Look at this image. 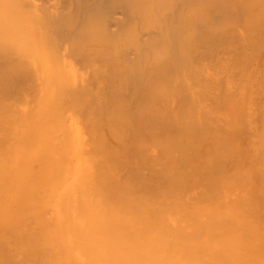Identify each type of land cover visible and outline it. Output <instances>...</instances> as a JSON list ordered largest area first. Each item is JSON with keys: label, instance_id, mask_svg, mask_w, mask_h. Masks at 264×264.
Returning a JSON list of instances; mask_svg holds the SVG:
<instances>
[{"label": "bare ground", "instance_id": "bare-ground-1", "mask_svg": "<svg viewBox=\"0 0 264 264\" xmlns=\"http://www.w3.org/2000/svg\"><path fill=\"white\" fill-rule=\"evenodd\" d=\"M253 25H257V27H259V29L262 32H264V0H0V59L4 60V62L6 61L4 65L6 64L8 65L7 69L9 71L11 68H14L12 65H10L11 59L15 56L13 55L14 53L17 54L16 56L19 55L21 57H23L22 56L23 54L24 56L25 54L26 56L30 54L27 57L28 58L30 57L31 60L27 61L29 62L27 65L33 70H36L38 66H42L43 68V65L48 64V62L51 61L53 62V60L55 64L57 60L58 63H61V61L66 63L67 60L70 59L71 60L73 59L81 63L82 65L84 64L83 68L82 65H80L81 70L80 69L77 70L79 66H77L78 67L77 69L75 67L74 68L69 67L70 69L67 68L69 69V71L68 70L67 71L72 75V79H71L72 81L69 90H64V92L66 91V95H68V97L71 95L73 98L72 100H74V102H72L70 98L69 101L65 100L64 102H68L67 104H69V102L71 101L73 103L72 107L74 109L78 108L79 110V109H83L84 105L87 103L86 100L89 99V104H91L88 105V107L89 106L91 107L87 110L89 112V110L92 109L93 107L92 106L93 102L91 101V98L92 100L94 98L89 96L88 98H86V94L87 95L90 94L89 89L92 88L91 90L92 92L94 90L93 87L96 89V92L93 91L94 94H92V96L94 95L95 98H98V95L102 97L101 96L103 95V93H101L102 91L104 92L105 98L108 95L112 100V102L113 101L114 102L112 103L111 101H108L109 97L107 98V101L111 102L112 104H115V102L121 101L122 100L121 98H123L124 95H125L124 97L125 100L127 96L133 98L136 92L138 93L142 91L140 90L142 87L144 89L146 87L147 90H150L148 94L152 92V90H156V88L160 89V87L161 88L164 87L161 84V82L159 84L158 81L159 80L162 81V79L165 78V76L167 78L165 80L163 79L164 80L163 83L165 82L164 85L166 87L168 86V88L169 87L176 88V86L185 85L187 83V78L189 75L188 64H187L188 61L187 59L189 57L188 55H191L197 49L196 46L199 45V43L197 44V41L207 42L206 40H208L210 42V40H215L214 42L217 43L216 42L217 37L218 39H220L221 36H227L232 39L236 38L234 43L237 45L239 44L238 47L241 48L240 55L242 54L243 56L242 64L245 62L247 63L248 60L246 61L244 59V56L246 55L247 49L250 48V36H251L250 30L252 29L251 27ZM234 32H235V37L231 35ZM261 35L262 34L259 31V37ZM214 42L212 41L213 44ZM262 42L259 43L258 41L259 44H261ZM225 44L228 45V47L225 46V48H228L229 50L232 47L233 43L231 44V47L229 46L230 42L229 43L225 42ZM204 45L206 48L207 44ZM17 46L19 48H17ZM200 46L202 47L203 45ZM233 46L235 47V45ZM262 47L259 46V49ZM20 48L21 51L18 50ZM213 48L214 47L212 46V49ZM218 48L221 50L220 47ZM233 48H231V50H234ZM251 48H255V47H251ZM191 49H193V52ZM219 49L217 50L220 51ZM202 50L204 51L203 48ZM189 51L191 54H188ZM221 51L224 52L225 49L224 51L223 50ZM206 52L204 55L205 57H207ZM222 52L221 54H223ZM224 53L227 54L226 51ZM234 53L232 55H234ZM210 54H212V52ZM193 55L196 56L195 54ZM262 55H264V53H262ZM204 56L202 55L199 58L201 57L205 58ZM222 56H225V54ZM228 56L230 57L227 58L222 57V58H225L224 60H228L229 58L228 61H230L231 58L234 59L231 56V54H229ZM19 58L17 60H19ZM199 58L197 59L199 60ZM211 58L213 60V57ZM191 59L189 58V60ZM206 59L209 58L207 57ZM237 59H239V57ZM14 60L16 61V59ZM218 60L216 61L217 64L220 61ZM259 61H262L260 63H262L261 65H264V59ZM222 62L223 61H221L220 64H223ZM23 63L21 64V66L24 65ZM231 64H233V61L227 65L229 66ZM224 65H226V63L223 64L222 66L223 68ZM215 66L217 67V71L215 70L216 68L213 66L214 70L218 72L219 71L218 68L220 67H218V65ZM243 66H245V64ZM54 67L57 68L56 66ZM60 67H64V63L63 65L61 63ZM213 67H212V71H213ZM192 68L197 69L195 67H191V69ZM223 68H221V70ZM258 68H257V72H258ZM261 69L259 70L258 74L260 73ZM235 70H237V68H235ZM3 71L5 72V70H2L1 72ZM198 71H200V69H198ZM223 71L225 74L229 70L226 71L224 68ZM230 71H229L230 73H227L226 75L232 74L234 69L231 70L230 67ZM254 72H256V70ZM62 73H60L59 75H61ZM18 74L19 73H17V76L15 77H17V79L20 78L19 81L21 79L23 80L24 77L22 78L20 76L18 78L19 76ZM160 74H164V77L160 76ZM39 75L40 78H42V76L46 78L47 76L44 75V72L43 75L42 73H39ZM226 75H224V77H226ZM238 75L240 82L237 85V87L235 86L234 89L230 90V88H232V85L235 84L234 82L235 80L233 81L232 79V81H229L228 80L229 75H228L227 81H229V83L230 82L232 83L234 82V83L233 84L230 83L231 84L230 86V84L227 85L228 82L226 81L227 82L226 90L228 89L227 92L228 95L225 92L224 94L222 90V93L224 94L221 97L222 101L223 102L227 101L229 105H233L234 107V111L231 112L232 116L230 115L227 116L228 120L224 121L225 128L223 129V127H220L224 131L226 129L225 132L226 136H223L221 132L220 133L217 132L219 134H217L216 132L212 134V131L209 132L210 129H208L207 132L211 134L210 135L211 137L207 136L208 135L207 134L204 136L205 138L204 137L202 138L201 141L199 140L201 138H198V141H200L201 144V142L203 141H204L203 143H205L206 138L209 137L207 139L208 145L207 143L206 145L201 144L203 146L204 145L207 146V148L205 146H204L205 148L203 147L205 152H203V150L200 148L198 141H196L197 144L195 143L194 138L196 137L194 134V135H190V137L188 136L189 138L188 137L184 138L185 141H188L191 139V136H193L192 137L193 139L190 140L191 142L190 141L185 142L184 139H182L183 137H181V140L180 139L175 140V144L176 142L180 144L179 145L176 144V146L175 144L171 145L172 148L174 147V150H171L172 148L170 149L171 151L168 150L170 147L167 149V147L170 145L166 144L168 142L165 138L166 141L164 140L165 142L164 144H166L167 146L164 147H166L165 149L168 150V151L166 150V154H165L164 147L160 148L161 145H164L162 144L163 142H161L163 141V139H159L160 137L158 133H157L158 135L156 136L155 133L157 131H155L154 126L156 128L158 127L157 129H159L160 121L161 119H163L162 116H164V120L167 119L165 115L163 114L161 115V112H163L161 111L162 106L164 108L163 110L165 111L166 115L167 114L169 115V112L173 111L169 109L171 105L170 100L172 99L166 98L164 102L162 101L163 102L162 106H160L159 103L158 105L160 106L161 110L158 109L157 111V108L155 110V106L153 105L154 103L152 102L155 99L151 93L150 95L152 96V98L150 97V95L148 96V94H146L147 93L146 89L145 90L143 89L142 94H137L138 96L140 95L139 97H141L142 95L143 97L139 98L137 95L136 96L138 98L136 96L134 97L137 99V101L138 99H141L142 101L143 100L142 98L146 100V96L144 95V92L146 91L145 94L147 95L148 98H150L149 99L150 101L147 99L148 100L147 102L149 104L150 102L152 103L150 104L151 106L150 105L148 106V103L146 105L143 104L146 103V101L143 100L142 102H140L139 100L140 104L137 103V105H142V106L139 107L136 105L134 107V108L137 107L136 113L137 114L140 113L138 114L140 116L137 115L139 117L138 118L139 120L137 119V122L132 121L134 124L133 127H136L137 130L134 128L132 129V122H130L128 114H127L128 118L125 117L126 118L125 120L123 119L124 115L122 117L121 114L120 115L118 114L119 108L117 109V113H116V115L117 114L119 115V116L117 115L118 117L115 115V112L112 113L109 112L112 114L110 117L107 116L108 113L107 110H106V115L103 112L104 113L103 116L104 117L107 116L104 118L103 121H102L103 118L101 116L100 117L102 119L98 118L99 119L98 120L96 118V116H98L99 113L97 115L95 114L96 116L94 115L96 118L95 120H93L94 117L93 118L82 117L81 114H83L84 116V112L81 110L83 113L77 112L79 114H76L75 119L77 120L78 124L83 125L80 126L82 131L78 127L79 126L78 124H77L78 131L77 132H75L76 130L73 131L75 127L71 123L72 127L74 128L71 131L76 133L75 135H72L75 137V139L73 140L71 139L72 143L74 142L73 144H75V149H76V152L74 151L75 153L73 154L74 156L71 157L70 155H68L69 154L68 152L72 148V144L70 142H69L71 145L70 149H69L70 146L69 144H67L64 147L66 148L69 145L68 146L69 150L62 148L63 146H61L63 145L64 142L65 143L67 142L65 141L66 134L62 133L64 130L63 128H62L63 129L62 132L60 133L63 134L62 137H60V134L58 136V134H54L53 132L47 133L46 132L47 128L46 127L44 128L45 129L44 136L41 137L39 136L40 139L37 142V144L41 146V148H39L41 150H39L38 156L35 155L37 153H34V155L32 154L34 157L28 158L27 156L29 155L25 154V152H23V150L20 149L22 147L19 148V152L16 151V149L12 150V148H10L11 151L9 150V160H8L9 162L4 161V163L5 162L8 163H5L6 165H2V166L1 164L3 162L2 163L0 162V264H264V164H262L264 163L262 162L264 161V158H262V156L264 155L262 156L260 155L261 153H264V151H262L264 150V148L260 147V146H264V142H262V145L257 144V146L259 147H256L258 148L256 150L257 154L258 152L261 151L256 158L258 159V157L261 156L262 160L261 158H259L260 160L258 159V161H254L255 159L253 158L255 156L254 141H248L249 139H247L248 142L246 144L248 147L246 146L240 147L239 145H235L236 144L235 141L237 140L235 141L232 140V138L233 139L236 138L235 136L236 133L238 138V132H240V130L242 132L243 129L241 128L245 127V125L242 126L241 122L239 121L244 115L240 117L242 114L239 115V111L236 110V107L241 102L240 100L242 98V94L245 91V90L242 91L243 89L242 81L244 82L247 80V78L250 76V72L249 71L245 72L244 70L242 71V73ZM26 76L27 75H25V77ZM158 76H160L159 78L162 77V79L159 80L157 79L154 81L155 77ZM8 77L6 76L5 78ZM68 78L70 79V76H68ZM207 79H209L208 76ZM49 80L47 78L48 82H52V79L49 78ZM11 81L14 83L15 80L14 81L11 80ZM55 81L57 82L58 79ZM63 81L65 80H62V82ZM217 81L219 80L217 79ZM222 81L225 82L224 80ZM12 82L10 84H12ZM196 82L203 86V83H200L199 81ZM214 82H212L213 85ZM64 84L69 85V81L67 82L65 81ZM199 84L197 85L199 86ZM5 86L7 85L5 84ZM139 86L141 87L139 89L140 91L138 90ZM257 86L259 87V85ZM7 88L9 89V87ZM10 88L13 87L11 86ZM65 88H67V86H65ZM211 89H213V86ZM211 89L206 88V90H211ZM98 91L101 94L100 93L98 94ZM105 91L107 95L105 94ZM165 91L166 90H164V93ZM184 91L188 92L186 89ZM121 92L124 95L121 94ZM156 92L154 91L152 93H156ZM157 93H158L157 95L155 94L154 95L155 96L160 95L162 93V90L160 89V92ZM189 93L193 98L194 94L191 91L188 92L187 94L189 95ZM66 95L64 96L63 94L65 98L67 97ZM54 96H56L55 93ZM214 96H213L214 101L220 102L219 101L220 97H218L219 95L216 97L217 100H215ZM189 97L190 96H188V98ZM105 98H103V101H106ZM134 98L133 101H136ZM42 101L45 102V100L43 99ZM93 101L96 102L95 100ZM103 101L100 102L99 99V102L102 104ZM108 102L107 103L105 102L106 106ZM50 103L52 104V102ZM56 103H59V101H57ZM105 103L103 104L104 106ZM187 104L189 105V103ZM96 105L99 106L98 108L101 107L99 103ZM109 105L110 104H108L107 106L108 110L110 108ZM152 105L153 108H151ZM177 105H179V103ZM190 106L191 104L188 106V108H190ZM214 106H219V104ZM51 107L53 106L51 105ZM122 107L124 108L123 105ZM138 107L141 110L142 107L143 110L144 107L146 108L145 109L146 113L142 111L144 114H146V116H144V114L141 112V110L138 109ZM32 108L30 107V109ZM58 108L59 110H61L59 105ZM30 109L29 112L31 111ZM50 109L51 108H49V110ZM68 109L70 108H67V110ZM100 109H101L100 111H102L103 107ZM176 109H179V107H177ZM111 110H114V108ZM150 110L153 111V113ZM53 112H55V109ZM156 112L157 114L159 113L161 115V119L159 115L158 117L155 116ZM244 112L246 113L247 111L244 110L243 113ZM14 113L12 112L11 114ZM86 114L88 115L87 112ZM251 114L253 115L252 112ZM72 115L74 116V113H72ZM148 115H150L149 117L151 120H152V116H154L153 119L154 123L151 121V124L149 126V123L143 124V122H139L140 127L142 129H144V127L147 128V126L150 127V129L148 128L150 135L147 134V130H145L146 129L145 128L142 132L145 131L144 134L146 133L147 135L145 134L143 136L142 132H140V129L138 130V128H140L138 127L139 126L138 121L145 122L146 120L149 119ZM247 115L249 116V114ZM61 116L63 117V115ZM89 116L91 115L89 114ZM141 116L143 120L141 119ZM44 117L46 119V116ZM144 117L145 118L148 117V118L144 120ZM156 117L159 118L158 119L159 121H156L155 123L154 120L156 119ZM170 117L168 118V120L169 119L172 120V118ZM54 118H57V116ZM45 119L43 118L42 120ZM217 119L218 118H216V120ZM17 120L19 121L18 118ZM122 120L124 121V124H126V128L130 129L127 132V136L131 135V139H133L134 137L136 138V136L140 134L139 136H142V139L140 137L141 140L140 143L142 144L139 145L137 142H134V144H132L131 140L128 141L127 137H126L127 140L125 139L127 144H125L126 142L123 141L124 138L122 139L118 134H116L118 128H119V132L120 130L122 131L125 128L124 125L121 126L120 124L122 123ZM192 120L194 124L196 120L195 121L194 119ZM75 121L72 122L76 123ZM119 121L120 123H118ZM16 122L14 123L11 122V123L15 124ZM113 122L117 123L118 125L116 131ZM237 122H239V124ZM58 123L55 122L54 124H58ZM26 124L27 123L23 124V127L24 125L26 126ZM45 124H48V122L47 123L45 122L43 126H45ZM157 124L159 126H157ZM163 124L164 126H167L165 123ZM50 125L53 124L49 123L48 126L50 127ZM66 125L69 126V131H70V128L72 127H70V125L68 124H65L64 122V126ZM2 126H4V124ZM57 126L63 127L60 124ZM152 126L154 130L151 128ZM82 127H84L85 131H83L84 129ZM103 127L104 128L106 127L107 128V129L105 128L106 131H108L109 135L112 136L113 138L112 141L111 139H109L112 143L110 141L108 142L107 139L108 137L106 136ZM170 127L171 126H168L169 131L167 130L169 133L172 130L170 129ZM197 127H198V123H197ZM200 129L202 130V128ZM24 130L22 129V132L23 133L26 132L25 135L31 133L26 131V129ZM58 130L56 132H59ZM133 130H135L134 131L135 133L133 132ZM14 131L15 130H13L12 132L14 133ZM69 131L67 132L65 130L64 132L71 133ZM136 131H137V135H135ZM1 132L3 134V130ZM196 132L198 133V131ZM163 133L165 134V131ZM229 133H232L233 135L230 134L229 136ZM256 133L255 135L257 137ZM133 134L135 136L132 138ZM184 134L187 135V133ZM260 135H262V133H260ZM29 136L31 135L29 134L28 137ZM72 136H69L68 134L66 137H72ZM148 136L153 137L155 141V144L153 143V141L152 142L150 141L153 144L149 143V146L156 145L155 150L156 149L158 150L159 148L160 150L162 149L161 151H163L164 149V154L167 155V157L169 156L168 161L167 160H166L167 162L164 161L166 163L161 161L163 163L160 162L161 164L159 165L158 164L159 162H157V159L162 157L161 155L158 156L160 150L156 151L158 152V154L155 153L157 157L154 156V154L153 155L151 154L152 157L150 156V154H148V156L151 157V161H152V162L150 161V163L147 162L148 157L146 155L142 157L143 161L142 159L141 160L139 159L141 158L143 152H140L138 149L140 148L142 149V146L146 147V144L144 143V141L142 142V140H144L145 137ZM155 136L156 138L157 137L158 138L155 139L154 138ZM200 136L202 135L200 134ZM225 137L231 138L232 140L231 142L232 143L234 142V145L230 142L231 145L229 144L230 145L229 146L227 143V139L226 142L223 143L222 140H224ZM16 138H18L17 140H20L18 136ZM115 138L117 139L115 140ZM119 138L120 141L118 140ZM151 139L152 138L149 139L148 137V140ZM219 139L221 140L218 141ZM260 139L262 140L264 138H260ZM5 140H7V138ZM113 140L114 141L118 140L120 144H118L119 143L118 142L116 145H114ZM179 141H181L182 143ZM260 141L258 142L261 143ZM128 142L129 143L131 142L130 145ZM159 142L161 143V145ZM251 142H254L253 143L254 148L252 146V149H251V144H252ZM258 142L256 141V143ZM188 143L190 146L194 143V145L191 146L192 148L188 145ZM222 143L228 147L222 145ZM10 144L8 146L12 145ZM182 144H184V146L187 145V147H184ZM219 144H221L224 148L226 147L225 149L222 150L223 147L220 145V147L222 148L219 150L221 153L223 152L222 154H220V152L216 150V147H219ZM126 145L128 147L127 154L122 150V149L125 150L127 148ZM157 145L159 147H157ZM181 145H182L181 148L182 151L179 150ZM242 145L244 146L245 144ZM4 146L5 145L2 144L0 147L2 148ZM132 146H134L135 152L137 151L136 156L138 154H141L140 156L138 155L139 157H137V159H139L138 163L140 161L139 163L140 168H142V166L144 167V164L142 165V163L144 162L145 164L148 163L147 165L151 163L155 165L156 162V165H159V167L161 166V168L159 169L160 171L161 169L162 170L164 169L161 175H160V171L156 173L157 172L156 170H152V168L157 169V167L154 168L152 164L150 165V167L145 165L144 169L147 168V172L148 169L150 171L146 174L152 175V173L155 171L154 173H156V176L160 175V177H162L163 179L157 178L154 174V176L157 179H159V182L155 183L152 177L147 178L146 176H141L142 174L141 171H140L141 174L139 175L137 166H132L133 165V164L131 165L132 162H130L131 167H128L129 164L128 165L123 164L124 162H127L124 161L125 154H126V159L131 158L127 156L128 154L131 153V149L129 150V147L131 148ZM196 146L200 148L203 153H205L203 157L200 156L199 160H202L201 157L203 158V160L205 159L208 160H205L206 163L205 161H203L204 163L202 162L203 164L201 163L205 171L203 169L201 171V166L198 165V168L200 169L198 170V168H194L197 169L198 171H196L197 173L196 172L193 173L200 175L201 172L203 173L207 172L206 173L207 175L208 171H206V167L204 168V166H207V168L209 166L210 167L209 169H211V175L214 174L218 176L219 175L224 176V174H219V171L216 174L215 173L216 171H214L215 170L214 167L215 166L222 167V163H224L226 160L227 161L231 160L233 164L235 162V164L240 163L241 165L236 166L233 172H230L231 174L229 175H228V171H229L228 169H227L228 171L226 169L222 171L225 173L227 172L226 173L227 175H225L226 177L222 176V178H220L216 176L215 183H212L213 185L210 184L211 183L210 181L213 179L209 180L207 178L209 181L208 182L209 188L210 186L214 188V184H215L216 191H210L211 188L209 189L208 187H206L208 191L201 190L200 193L198 191L197 193L199 195L196 193L197 194L195 195L196 198L195 196L194 197L192 196L191 199H189L188 197V199L182 200L175 194L176 191H174V193L171 192L173 191L172 187L174 185H178V182L180 181L182 182V180L174 179V177L177 178L180 177V179L184 178L182 184L179 183L178 185V186L181 185L180 186L181 188L180 187L178 188L177 186L178 190L181 189L186 190L185 187L188 184H186L187 181L185 182L186 179L185 176L182 175V173L180 174L178 173L179 172L178 171L176 174L177 167H173L171 162L174 163L175 161V163L178 164L179 160L183 159L182 162L180 161L181 167L184 166L185 163H186L185 165H187L188 163L185 162L184 159L186 160V153L189 150L188 148L190 147L192 151H195L197 149ZM177 147L179 149H177ZM5 148L7 150V146ZM118 148H120L122 151H118L119 150ZM208 148H210L209 150L212 152L215 150L218 151L217 153H215V158L219 157L220 155V158L218 159L219 165L216 159L212 160L214 158H212L213 156L210 155V152H207L210 157L206 153V150L209 151ZM63 149L66 150V152L67 151L68 152L67 153L63 152ZM2 150H4V148ZM183 150H186L185 156L181 155L182 156L181 157L178 153H176L177 151L179 153L182 152L181 154H184ZM173 151H175V153L177 154L176 156L175 154H173V156L178 157V159L171 156ZM192 151L190 152L192 153ZM199 151L197 149V152ZM56 152H58L57 155ZM253 152L254 154H252ZM64 153L65 156L66 154L68 155L69 159L66 156L68 160L66 158L65 159L61 158V157L64 158V156H61ZM167 153L170 155H168ZM5 154L6 152L4 153V156ZM18 155H20L21 157ZM131 155L132 154H130V156ZM189 155L187 153V156L191 159L190 157L191 155L190 156ZM4 156L1 158H5ZM197 156L199 155L196 154L195 156L194 154L192 158L194 160L196 159L198 160V158L196 159L194 158ZM171 157L172 159L173 158L174 159L172 160ZM169 158L172 161H169L170 160ZM193 159L192 160L188 159V162L193 161ZM221 159L225 161L222 162ZM159 160H163V159L161 158ZM208 161H210V163H213V166L208 165L207 164ZM214 161H215V165H214ZM259 161H261L262 163ZM182 163L184 164L182 165ZM256 163L258 164V166L256 165ZM124 165H126L128 168L127 170L124 168L125 173L121 174L122 169L120 170V168L126 167ZM167 165L169 168L172 167L175 172L174 171H173L174 173L171 172L170 171L171 169L166 167ZM184 167L183 169L185 170ZM189 167L191 168V165ZM168 169L170 172L168 171ZM191 172H189L190 176L188 175L189 173L186 174V172H184L183 174L187 175L188 177H191ZM124 174L126 175L125 177H123ZM168 175L169 178L167 179ZM200 178L201 177H199L197 180H200ZM169 179L172 180L168 181ZM194 180L193 182L195 184L196 180L195 181ZM187 183H189V181ZM190 184H189V188H190ZM182 185H184L183 186L184 188H182ZM181 191L179 192L183 193Z\"/></svg>", "mask_w": 264, "mask_h": 264}, {"label": "rangeland", "instance_id": "rangeland-1", "mask_svg": "<svg viewBox=\"0 0 264 264\" xmlns=\"http://www.w3.org/2000/svg\"><path fill=\"white\" fill-rule=\"evenodd\" d=\"M253 26H256V27H253ZM251 28V30H250V32H251V36H250V48H248L247 49V51H246V55L244 56V59L247 61V63L245 62V63H243L242 64V58H243V56H242V54L240 55V51H241V48L240 47H238L239 46V44L237 45V44H235L234 43V41H235V39L233 40L232 38H230V37H227V36H221V38L224 40H222L221 38L220 39H218V37H217V40H216V42L217 43H215L214 41L215 40H210V42L208 41V40H206L207 42H198L197 41V44L199 43V45H197L196 47H197V51L195 50L194 52H196V53H194L193 52V49H191L192 50V54L190 53V51L188 52V54H191V55H188L189 57H188V61H187V64H188V78H187V83L185 84V85H183V86H176V88L175 87H169L168 88V86L166 87L165 85H164V83H163V81L167 78L166 76H165V78H163L162 79V77L161 78H159L160 76H163L164 77V74H160V76H158V77H155V79H154V81L155 80H159V79H162V81L161 80H159L158 81V83L160 84V82H161V84L164 86V87H160V89L162 90V93L160 94V95H158V96H155V95H157L158 93L157 92H160V89L159 88H156V90H157V92H156V90H152V92H156V93H152V92H150L152 95H153V97H154V99L155 100H153L152 102L154 103L153 105L155 106V110H156V108H157V111H158V109H160V106H162L163 105V102L166 100V98L168 99V98H170V99H172V100H170V103H171V105H170V107H169V109H171V110H173V111H171V112H169V115L167 114H165V111L163 110L164 108H163V106L161 107L162 108V110L161 111H163V112H161V115L163 114V115H165V117L167 118V119H165L164 120V116H162L163 117V119H161V115L159 114L160 113V110H159V113L157 114V112H156V115L155 116H157L158 117V115H159V117H160V119H161V121H160V126L157 124V126H159L160 128H161V126H162V128H161V131H160V128L159 129H157L155 126H154V124H153V126H154V129H155V131H157L155 134H156V136L159 134V139H163V141H161V142H163L162 144H164L165 142H164V140H165V138H166V140H167V142L168 143H166V144H169L170 146H168L167 147V149L168 150H170L171 148H172V146L171 145H174L175 144V140H178V139H180L181 140V137H183L182 139H184V138H186V137H190V135H194L195 134V137L197 138H194L195 139V143L197 144V142L196 141H198V138H201V139H199L200 141L202 140V138L205 136V135H207V136H210L211 134L209 133V132H211L212 131V134L213 133H217V132H221V134L223 135V136H226L225 135V132H226V129H225V131L223 130L224 128H225V123H224V121L225 120H228L227 119V116H232L231 115V112H233L234 111V107H233V105H229L228 104V102L227 101H225V102H223L222 101V99H221V97H222V95H224L225 93H227L228 92V89L226 90V83H227V85H229L230 83H232V82H230L229 83V81H232V79H233V81L235 82V84L234 85H232V88H230V90H232V89H234L235 88V86L237 87V85L239 84V82H240V80H239V75L238 74H240V73H242V71H244L245 70V72L246 71H249L250 72V78L248 79L247 78V80L246 81H242V83H243V89H242V91H244V93L242 94V98H241V102L238 104V106L236 107V110L237 111H239V115H241L240 117H242L243 115L245 116H243L239 121L241 122V124H242V126H244L245 125V127H243V128H241V129H243V131L241 132V130H240V132H238V138H237V133L235 134V136H236V138L235 139H233L232 138V140H237V141H235L236 142V144L235 145H239L240 147H248L247 146V142L248 141H254L255 142V151H254V149H253V151L255 152V156L253 157V158H255V159H257L256 157H257V155L261 152H258V154H257V149L258 148H256V147H259V146H257V144L259 145H262V142H264V139H260V138H264V137H262V136H264V126H262V125H264V99H262V98H264V96H262V95H264V81H262V80H264V73H262V72H264V65H261L262 63H260V62H262V61H259V60H262V59H264V55H262V53H264V47H262V46H264V42H262V41H264V40H262V39H264V38H261V37H264V32H262L260 29H259V27H257V25H253ZM259 31L261 32V36L259 37ZM232 32V31H231ZM234 34V35H233ZM233 34H231L233 37H235V32L233 33ZM223 37H225V38H223ZM260 38H261V40H260ZM212 39V38H211ZM214 39H216V38H214ZM253 39V40H252ZM259 39V40H258ZM219 40H220V43H219ZM257 40V41H256ZM212 41L214 42V44L212 43ZM252 41H255V42H252ZM258 41H259V43L260 42H262L261 44H259L258 43ZM210 44H209V43ZM225 42L226 43H229L230 42V47H231V44H232V47L231 48H233L234 46L233 45H235V47L233 48L234 50H231V48L228 50V48H225V46L226 47H228V45H226L225 44ZM232 42V43H231ZM256 44V42H257V44L255 45L254 44V46H253V44ZM201 43V44H200ZM219 43V44H218ZM223 43V44H222ZM204 44H207L206 46L208 47H206L205 48V45ZM212 44V45H211ZM216 44H217V46L218 47H220L221 48V50H223L224 51V49H225V51L227 52V54L226 53H224V52H222L217 46H216ZM200 45H203L202 47L200 46ZM237 45V46H236ZM198 46H200V47H198ZM211 46V47H210ZM212 46L214 47L213 49H212ZM259 46H261L262 48H260L259 49ZM215 47H217V48H215ZM251 47H255V48H251ZM17 48H19L18 46H17ZM16 48V49H17ZM202 48L204 49V51L202 50ZM257 48V49H256ZM199 49V50H198ZM207 49V50H206ZM217 49H219L223 54H221V52L220 51H218ZM227 49V50H226ZM236 49H237V52H238V54H237V52H236ZM19 51H21V48L20 49H18ZM202 50V51H201ZM207 52H206V51ZM209 50V51H208ZM214 52H213V51ZM253 51V53H252V51ZM258 50V51H257ZM201 52V53H199V52ZM233 51V52H232ZM234 51H235V53H234ZM256 51V52H255ZM205 52H206V56L209 58V59H206L207 57H205L204 55H205ZM212 52V54H210ZM228 52H230V53H228ZM13 53V52H12ZM209 53V54H208ZM234 53V55H232ZM256 53V54H255ZM20 54H21V52H20ZM193 54H195L196 56H194ZM198 54H199V56H198ZM221 54V55H220ZM225 54V56H222V55H224ZM229 54H231V56L235 59H232L231 58V60L230 61H228L229 60V58H228V60H224L225 58H222V57H230V56H228ZM10 55V54H9ZM13 55H15L12 59H11V61H10V65H12L14 68H9L10 69V71L7 69L8 67V65L6 64V65H4L5 64V62H4V60H2V59H0V103H2V104H0V130L2 131L3 130V134H2V132L0 131V146L3 144V145H5L4 147H0L1 149V151H0V162L2 163L1 164V166L2 165H6L5 163H8L9 161V150L11 151V149L10 148H12V150L13 149H16V151H18L19 152V148L20 147H22V148H20V149H22L23 150V152H25V154H27V155H29V156H27L28 158H32V157H34L33 155H34V153H37V154H35V155H39V150H41V149H39V148H41V146H39L38 144H37V142L39 141V139H40V137L41 136H44V133H45V127L47 128V133L48 132H53L54 134H58V136H59V134L62 132V130H63V132L62 133H64V134H66V136L69 134V136H72V135H75L76 133L75 132H77L78 131V129H77V126L80 128V130L82 131V129H81V127L80 126H83V125H81V124H78L77 123V120L75 119L76 117V114H79V113H77V112H84V116H83V114H81V116L82 117H85V118H93L94 117V119L93 120H95L96 118L98 119H102V121L104 120V118L105 117H107V116H111L112 114V112H115V115H116V113H117V109L119 108V115L121 114L122 115V117H123V115H124V117H123V119L125 120L126 118H128V116H127V114L129 115V120H130V122H137V119L139 118L138 116H140V115H138V114H140V113H136L137 112V107L136 108H134L136 105H137V103H139L140 104V102H142L143 100H144V98H142L143 100L141 101V99H138V101H137V99L136 98H134L137 94H142V92H143V87L141 88L140 86L138 87V90L140 89V90H142V91H140V92H136L135 93V96L133 97L136 101H133V98L131 97H129V96H127V98H126V100L124 99V97H125V95L123 94L124 93V91H123V93L121 92V94H123L124 95V97L123 98H121L122 100L121 101H119V102H115V104H112L113 102H112V100L110 99V97L106 94V91H105V94L107 95V97L105 98V95H104V92H102L101 91V93H103V95H101L102 97H100L99 95H98V98H95L94 97V95L92 96V94H94V92L93 91H95L96 92V89L93 87V91L91 92V90H92V88H90L89 89V92H90V94H86V98H88V96L89 97H93L94 99L93 100H95L96 102H94L93 100H92V98H91V101L93 102H91L92 103V109H90L89 110V112H91V113H89L87 110L89 109V108H91L90 106L88 107V105H91V104H89V99H87L86 100V102L88 103H86L85 105H84V107H83V109H79L78 110V108H73L72 107V105H73V103L72 102H74V100H72L73 98H72V96L70 95V93H69V97H68V95H66V91L64 92V90H69V87L71 86L70 84H71V79H72V75L68 72L69 71V67H75L76 69L78 68L77 66H79V68L77 69V70H81V67H80V65H82L81 63H79V62H77V61H75V60H67V62L65 63V62H62L61 61V63H62V65H63V63H64V67H60L61 66V63H58V60L56 61V64H55V62H54V60H53V62L51 61V62H48V64H45V65H43V68H42V66H38L37 67V69L36 70H33L32 68H30V67H28V63L29 62H27L28 60H31L30 59V57L28 58L27 56H29V55H27L26 56V54H25V56H24V54L22 55L23 57H21V56H16L17 54L16 53H14ZM204 56L205 58H203V57H201V58H199L200 56ZM210 55H211V57H213V60H212V58L210 57ZM220 55V56H219ZM238 55H240V56H238ZM192 57V59H191V57ZM216 56V57H215ZM234 56H236L237 58L239 57V59H237L236 57H234ZM251 56V57H250ZM19 57H21V58H19ZM26 57V58H25ZM194 57H196V58H194ZM218 57V58H217ZM219 57H220V59H219ZM262 58V59H259V58ZM19 58V60H17ZM189 58L191 59V60H189ZM197 58H199V60L197 59ZM252 58V59H251ZM258 58V59H257ZM14 59H16V61L14 60ZM203 59H205V60H203ZM216 59V60H215ZM220 61H219V60ZM222 59V60H221ZM238 61H237V60ZM25 60H26V62H25ZM199 62H198V61ZM202 60H203V62H202ZM208 60V61H207ZM219 61L218 62V64L216 63V61ZM240 60V61H239ZM1 61H2V63H1ZM60 61V60H59ZM75 63H74V62ZM194 61V62H193ZM196 61V62H195ZM213 63V64H215V65H218V67H220V68H218V72H216L217 71V67L215 66V65H213L211 62ZM221 61H223L222 63L223 64H225L226 63V65H224V68H225V70L227 71V70H229L230 71V67H231V70H233L234 69V71L232 72V74H228L229 75V77H228V75H226L227 73H230L229 71H227V73H225L224 74V68L222 67L223 66V64H220L221 63ZM226 61V62H225ZM233 61V64H231V65H227V64H229V63H231ZM236 61H237V63H236ZM20 62V63H19ZM24 62V63H23ZM73 62V63H72ZM227 62H229V63H227ZM260 64H259V63ZM24 64V65H22L21 66V64ZM77 63V64H76ZM98 63V62H97ZM196 65H198V66H196ZM201 63V64H200ZM20 64V65H19ZM66 64V65H65ZM101 64V63H100ZM192 64V65H191ZM211 64V65H210ZM245 64V66H243ZM247 64H248V66H247ZM259 64V65H258ZM201 65V66H200ZM209 67H208V66ZM239 65V66H238ZM51 66H52V68L54 67V66H56L57 68H51ZM83 66H84V64L82 65V68H83ZM216 68L215 70H214V67ZM226 66V67H225ZM237 66V67H236ZM59 67V68H58ZM191 67H195V68H197V69H194V68H192L191 69ZM212 67H213V71H212ZM232 67H233V69H232ZM238 67H240V68H238ZM259 67V68H258ZM6 68V69H5ZM65 68V69H64ZM67 68H69V69H67ZM204 68V69H203ZM221 68H223L222 70H221ZM229 68V69H228ZM235 68H237V70H235ZM257 68H258V72H259V70L261 69V71H260V73L258 74V72H257ZM13 69V70H12ZM16 69H17V71H16ZM19 69V70H18ZM59 71H58V70ZM64 69V70H63ZM198 69H200V71H198ZM2 70H5V72L3 71V72H1ZM6 70H8V71H6ZM12 70V71H11ZM62 70H63V73H62ZM68 70V71H67ZM197 70V71H196ZM205 70V71H204ZM223 72V74H222V72ZM240 72H239V71ZM256 70V72H254ZM46 71H48V72H46ZM55 71V72H54ZM214 73V72H216V73H212V72ZM237 71V72H236ZM8 72V73H7ZM10 72V73H9ZM16 72V73H15ZM43 72H44V75L46 76V78L44 77V76H42V78H40V75H39V73H42V75H43ZM46 72V73H45ZM50 72H51V74H50ZM253 72V73H252ZM17 73H19L18 75V78L21 76L22 78H23V80L21 79L20 81H19V79H17V77H15V76H17ZM56 73V74H55ZM58 73V74H57ZM60 73H62L61 75H59ZM197 73H199V74H197ZM218 73H219V75H218ZM238 73V74H237ZM256 73V74H255ZM14 74H16V75H14ZM67 76H66V75ZM70 74V75H69ZM209 74V75H208ZM236 74V75H235ZM258 74V75H257ZM3 75V76H2ZM25 75H27L26 77H25ZM55 75V76H54ZM57 75V76H56ZM58 75H59V77H58ZM67 77H65V76ZM224 75H226V77H224ZM252 75V76H251ZM259 75H260V77H259ZM8 77V76H11V77H8V78H5V77ZM13 76V77H12ZM68 76H70V79L68 78ZM200 76V77H199ZM204 76H206V77H204ZM207 76L209 77V79H207ZM234 76V77H233ZM235 76H237V77H235ZM258 76V77H257ZM15 77V78H14ZM56 77H57V79H58V81L56 82L55 80H57L56 79ZM204 79H203V78ZM227 77L229 78L228 80L229 81H227ZM233 77V78H232ZM251 77H252V79H251ZM254 77H256V78H254ZM47 78H48V80H49V78L50 79H52V82H48L47 81ZM61 78H62V80H65L66 82L67 81H69V85L68 84H64V82L65 81H63L62 82V80H61ZM193 78V79H192ZM202 78V79H201ZM206 78V79H205ZM212 78H214V79H212ZM222 78V79H221ZM231 78V79H230ZM235 78H237V79H235ZM4 79V80H3ZM26 81H25V80ZM35 79V80H34ZM66 79H68V80H66ZM152 79H153V77H152ZM194 79H195V81H194ZM217 79L220 81H217ZM226 79V80H225ZM252 81H251V80ZM256 79V80H255ZM261 79V80H260ZM8 80V81H7ZM11 80H15L14 81V83L11 81ZM32 80V81H31ZM117 80V79H116ZM201 80H202V82H201ZM203 80H205V81H203ZM208 80H209V82H211V83H209L208 82ZM211 80V81H210ZM222 80H224L225 82H223ZM260 80V81H259ZM4 81H7V82H4ZM12 82V84H10L11 82ZM43 81V82H42ZM49 81H51V80H49ZM54 81V82H53ZM196 81H199L200 83H203V86L201 85V84H199V83H197ZM215 81V82H214ZM221 81H222V84L223 83H225V84H221ZM227 81V82H226ZM256 81V82H255ZM36 82H37V84H36ZM42 82V83H41ZM45 82V83H44ZM196 84H195V83ZM205 82V83H204ZM212 82H214V85H213V83ZM233 82V83H234ZM249 82V83H248ZM256 84H255V83ZM261 82V83H260ZM9 85H11L13 88H10L11 86H9ZM47 83V84H46ZM51 83V84H50ZM232 83V84H233ZM252 83H254V84H252ZM5 84L7 85V86H5ZM46 84V85H45ZM48 84H49V86H48ZM59 84V85H58ZM67 86V88H65V86ZM197 84H199V86L197 85ZM205 84V85H204ZM206 84H208V85H206ZM216 84V85H215ZM249 86H248V85ZM37 85V86H36ZM55 85V86H54ZM57 85H58V87H57ZM162 85H159V86H162ZM224 85H225V87H224ZM257 85H259V87L257 86ZM5 86V87H4ZM35 86V87H34ZM142 86V85H141ZM185 86V87H184ZM197 86V87H196ZM201 86V87H200ZM212 86H213V89H211L212 88ZM218 86H219V88H218ZM230 86H231V84H230ZM252 86V87H251ZM257 86V87H256ZM261 86V87H260ZM1 87H2V89H1ZM7 87H9V89L7 88ZM22 87V88H21ZM48 89H47V88ZM178 87V88H177ZM184 87V88H183ZM249 87H251V88H249ZM38 88V89H37ZM201 88V89H200ZM203 88V89H202ZM205 88V89H204ZM206 88L207 89H211V90H206ZM247 88V89H246ZM259 88V89H258ZM46 89V90H45ZM62 89H63V91H62ZM145 89H146V87H145ZM144 89V90H145ZM187 90L188 92H192L193 94H194V96H193V98H192V96H191V94L189 93V95L187 94L188 92H186V91H184V90ZM220 91H219V90ZM251 89V90H250ZM258 89V90H257ZM261 89V90H260ZM34 90H36V91H34ZM59 90V91H58ZM137 90V91H138ZM147 90V89H146ZM164 90H166V91H168V92H166L165 91V93H164ZM203 90V91H202ZM205 90V91H204ZM216 90V91H215ZM222 90H223V93H222ZM225 90V91H224ZM248 90H249V92H248ZM253 90V91H252ZM257 92H256V91ZM62 91V92H61ZM99 91H100V89H99ZM98 91V94L100 93ZM104 91V90H103ZM150 90H147V93L146 94H148V92H149ZM176 91V92H175ZM210 91H212V92H210ZM247 91V92H246ZM146 92V91H145ZM145 92H144V95L146 96V100H144V101H146V103H143V104H147L148 102V100L150 99V98H148L147 97V95L145 94ZM174 92V93H173ZM221 92V93H220ZM260 92V93H259ZM36 93V94H35ZM54 93L56 94V96H54ZM64 94V96L66 95L67 97L65 98L64 96H63V94ZM100 93V94H101ZM126 93V92H125ZM150 93L148 94V96L150 95ZM200 93V94H199ZM205 93V94H204ZM212 95H211V94ZM59 94H60V96H59ZM155 94V95H154ZM167 94V95H166ZM177 94V95H176ZM203 94V95H202ZM209 94V95H208ZM52 95V96H51ZM123 95H121V96H123ZM165 95V96H164ZM179 95H180V97H179ZM200 95V96H199ZM215 95V96H214ZM219 95V96H218ZM227 95H228V93H227ZM247 95V96H246ZM250 95H251V97H250ZM255 95V96H254ZM138 96V95H137ZM136 96V97H137ZM140 96V95H139ZM138 96V97H139ZM162 98H161V97ZM164 96V97H163ZM169 96V97H168ZM186 96V97H185ZM188 96H190L189 98H188ZM203 96V97H202ZM206 96V97H205ZM213 96H214V98H215V100H217L216 99V97L218 96V97H220V99H219V101L221 102H217V101H214V99H213ZM59 97V98H58ZM109 97V99H108V101H111V102H108L107 101V98ZM129 97V98H128ZM137 97V98H138ZM141 97H143V95L141 96ZM141 97H139V98H141ZM150 97L152 98V96L150 95ZM160 97V98H159ZM178 97V98H177ZM183 97H184V99H183ZM205 97V98H204ZM256 97V98H255ZM259 97H260V99H259ZM24 98V99H23ZM35 98V99H34ZM57 98V99H56ZM71 99V101L69 102V104H67L68 102H64L65 100L66 101H69L70 99ZM103 98H105L106 99V101H103ZM156 98H158V99H156ZM164 98V99H163ZM179 98H180V100H179ZM213 101V103H212V101L210 100V99ZM251 98V99H250ZM255 98V99H254ZM258 98V99H257ZM42 99L43 100H45V102L44 101H42ZM97 99V100H96ZM99 99H100V102L101 101H103V104L106 102H108V104H110L109 105V110H108V104H107V106H106V103H105V106L102 104V103H100L99 102ZM102 99V100H101ZM104 99V100H105ZM132 99V100H131ZM148 99V100H147ZM163 99V100H162ZM188 99V100H187ZM204 99V100H203ZM246 99V100H245ZM31 100V101H30ZM79 100V99H78ZM78 100H76V101H78ZM81 100V99H80ZM139 100H140V102H139ZM159 100V101H158ZM176 101V103H175V101ZM202 100V101H201ZM262 100V101H261ZM23 101V102H22ZM57 101H59V103H56ZM63 101V102H62ZM98 101V102H97ZM124 101H125V103H124ZM130 101V102H129ZM133 101V102H132ZM150 101V100H149ZM155 101H157V102H155ZM163 101V102H162ZM180 101V102H179ZM183 103H182V102ZM189 101V102H188ZM200 101V102H199ZM252 103H251V102ZM261 101V102H260ZM50 102H52V104L50 103ZM54 102V103H53ZM120 102H122V103H120ZM135 102H136V104H135ZM179 103V105H177L178 103ZM192 102V103H191ZM216 102V103H215ZM223 102V103H222ZM247 102H249V103H251V104H249V103H247ZM29 103V104H28ZM56 103V104H55ZM60 103H61V105H60ZM99 103V105L101 106L100 108H102L103 107V109H102V111H100L101 109L100 108H98L99 106H97L96 104H98ZM121 104V105H119V104ZM127 103V104H126ZM155 103H157V104H155ZM160 103V106L158 105ZM187 103H189V105L191 104V106H192V108H191V106H190V108H188V104ZM211 103V104H210ZM226 105H225V104ZM16 104V105H15ZM56 106H54V105ZM63 104V105H62ZM93 104H95V105H93ZM102 104V105H101ZM113 105V107H112V105ZM150 104H152L151 102H150ZM149 103H148V106L150 105ZM184 104H187V105H184ZM198 104V105H197ZM202 104V105H201ZM219 104V106H214V105H218ZM222 104V105H221ZM245 104V105H244ZM249 104V105H248ZM256 104V105H255ZM34 105V106H33ZM51 105L53 106V107H51ZM58 105H59V107H60V109L61 110H59V108H58ZM117 105V106H116ZM122 105L124 106V108L122 107ZM127 107H126V106ZM134 105V106H133ZM153 105H152V107L151 108H153ZM206 105H209V106H206ZM253 105V106H252ZM255 105V106H254ZM260 105V106H259ZM13 106V107H12ZM62 106V107H61ZM67 106V107H66ZM95 106H97V107H95ZM137 106H139V107H141L142 105H137ZM148 106H147V108H148ZM151 106V105H150ZM159 106V107H158ZM182 108H181V107ZM213 106V107H212ZM243 106H244V109H243ZM246 106H248V107H246ZM30 107L32 108V109H30ZM65 107H66V109H65ZM86 107V108H85ZM126 107V108H125ZM139 107H138V109H139ZM146 107V106H145ZM144 107V110H143V107H142V110L141 109H139V110H141V112L142 111H144L145 112V108ZM177 107H179V109H176ZM185 107H186V109H185ZM203 107V108H202ZM208 107V108H207ZM261 107V108H260ZM15 108V109H14ZM18 108V109H17ZM49 108H51L50 110H49ZM62 108H63V110H62ZM67 108H70V109H68L67 110ZM73 110H72V109ZM94 108H95V110H94ZM97 108H98V110H97ZM104 108H105V110H104ZM114 108V110H111V109H113ZM227 108V109H226ZM250 108V109H249ZM252 108H255V109H252ZM7 109V110H6ZM11 109H14V110H11ZM27 109H28V111H27ZM29 109L31 110L30 112H29ZM54 109H55V112H53L54 111ZM121 109H123V110H121ZM127 109V110H126ZM136 109V110H135ZM149 109H150V107H149ZM168 109V110H169ZM211 109V110H210ZM218 109V110H217ZM248 109V110H247ZM260 109V110H259ZM18 110V111H17ZM26 110V111H25ZM49 110V111H48ZM51 110H52V112H51ZM82 110V111H81ZM85 110V111H84ZM106 110L108 111V113H107V116H103L104 115V113H105V115H106ZM125 110V111H124ZM152 110V109H151ZM150 110V111H151ZM176 110V111H175ZM186 110V111H185ZM216 110V111H215ZM220 110H221V113H220ZM244 110H246L247 112L245 113H243V111ZM252 110V111H251ZM255 110V111H254ZM21 111V112H20ZM72 111H74V112H72ZM94 111V112H93ZM122 111V112H121ZM129 113H128V112ZM147 111V110H146ZM191 113H190V112ZM260 111H261V113H260ZM3 112V113H2ZM14 113V114H11V113ZM19 112V113H18ZM47 112V113H46ZM49 112V113H48ZM82 112V113H83ZM86 112L88 113V115L86 114ZM93 112V113H92ZM96 112V113H95ZM100 112H101V114H100ZM104 112V113H103ZM109 112H111V113H109ZM127 112V113H126ZM152 113H153V111H151ZM150 112V113H151ZM180 112V113H179ZM211 112V113H210ZM250 112V113H249ZM251 112L253 113V115L251 114ZM259 112V113H258ZM26 113H28V114H26ZM46 113V114H45ZM52 113V114H51ZM72 113H74V116L72 115ZM99 113V115L98 116H96L97 114ZM103 113V114H102ZM143 113V112H142ZM146 113V112H145ZM151 113V114H152ZM154 113H155V111H154ZM205 113V114H204ZM213 113H218L217 115L216 114H213ZM19 114V115H18ZM22 114H23V116H22ZM45 114V115H44ZM47 114H49V115H47ZM65 114V115H64ZM71 114V115H70ZM89 114L91 115V116H89ZM96 114V115H95ZM114 114V113H113ZM117 114V115H118ZM126 114V115H125ZM144 114V113H143ZM187 114H188V116H187ZM207 114V115H206ZM247 114H249V116L247 115ZM10 115V116H9ZM33 115V116H32ZM51 115V116H50ZM61 115H63V117L61 116ZM96 116V118H95V116ZM116 115V116H117ZM118 115V116H119ZM138 115V116H137ZM142 115V114H141ZM176 117H175V116ZM179 115V116H178ZM210 115V116H209ZM255 115V116H254ZM260 115V116H259ZM12 116V117H11ZM30 116H32V117H30ZM44 116H46V119H45V117ZM57 116V118H54V117H56ZM69 116H72V117H69ZM102 118H101V117ZM117 116V117H118ZM143 116V115H142ZM142 116H141V119L143 120V118H142ZM144 116H146V114H144ZM150 115H148V117H149ZM170 116H172V117H170ZM197 117V118H195V117ZM212 116V117H211ZM214 116H216V117H214ZM221 116V117H220ZM248 116V117H247ZM14 117V118H13ZM19 119V121L17 120V118ZM48 117V118H47ZM60 117V118H59ZM126 117V118H125ZM147 117V118H148ZM156 117V119L154 120L155 121V123H156V121H159L158 119L159 118H157ZM172 118V120H168V118ZM174 117H175V119H174ZM180 117V118H179ZM187 117H188V119H187ZM190 117V118H189ZM222 118V119H220V118ZM250 117V118H249ZM259 117V118H258ZM2 118V119H1ZM4 118V119H3ZM13 118V119H12ZM16 118V119H15ZM23 118H24V121H23ZM45 119V120H42V119ZM63 118V119H62ZM132 118V119H131ZM147 118H145L144 117V120H146ZM216 118H218L217 120H216ZM245 118H246V120H245ZM256 118V119H255ZM262 118V119H261ZM15 119V120H14ZM98 119V120H99ZM118 119H120V118H118ZM153 119H154V116H152V120L150 119V117H149V119L148 120H146V121H149V122H144V121H138V123L139 122H143V124H147V123H149V126H150V124H151V121L153 122ZM181 119V120H180ZM184 119V120H183ZM186 119V120H185ZM192 119H194V124H193V120H192V122H191V120ZM214 119V120H213ZM220 119V120H219ZM251 119V120H250ZM258 119V120H257ZM10 120H11V122L12 123H14V122H16L15 124H12L11 122H10ZM42 120V121H41ZM60 120V121H59ZM76 120V121H75ZM139 120V119H138ZM178 120H179V122H178ZM189 120V121H188ZM209 120V121H208ZM249 120V121H248ZM7 123H6V122ZM14 121V122H13ZM22 121V122H21ZM39 121H41V122H39ZM50 121V122H49ZM75 121L76 123H73V122ZM121 121V120H120ZM120 121L118 122V123H120ZM128 121V120H127ZM164 121V122H163ZM178 123H177V122ZM189 123H188V122ZM213 121V122H212ZM253 121V122H252ZM4 122V123H3ZM20 124H19V123ZM27 123L26 124V126L24 125V127H23V124H25V123ZM47 123L48 122V124H45V126H43L44 125V123ZM55 122H59L58 124H54ZM64 122H65V124H68V125H70V127H72V124H73V126L75 127V129L72 127V128H70V131H69V126H64ZM133 122H132V129L134 128V129H136V127H133ZM169 122H171V123H169ZM176 122V123H175ZM185 122V123H184ZM212 123V125H211V123ZM220 122V123H219ZM244 122V123H243ZM246 122H248V123H246ZM255 122H256V124H255ZM1 123H3L4 124V126H2L3 124H1ZM37 123H39V124H37ZM49 123L50 124H53V125H50V127L48 126L49 125ZM72 123V124H71ZM154 123V122H153ZM163 123H165L167 126H164V124ZM179 123H180V125H179ZM186 123H188V124H186ZM197 123H198V127H197ZM238 124H239V122H237ZM259 123V124H258ZM5 124H7V125H5ZM35 124H37V125H35ZM62 125L63 127H60V126H57V125ZM78 124V125H77ZM113 124L115 125V131L117 130V127H118V125H117V123H114L113 122ZM121 124V126L122 125H124V130H120V132H119V128H118V130H117V132H116V134H118L119 136H120V138H124L123 139V141H125V139H126V137L128 138V141L129 140H131V142H132V144H134V142H137L139 145L140 144H142V143H140L141 142V140H140V137H141V139H142V136H139L140 134H139V132H138V136H136V138L134 137L135 135H137V131H136V134L134 135L133 134V136H132V138L134 139H131V135H128L127 136V132H128V130H130L129 128H126V124H124V121L122 120V123H120ZM127 124H128V122H127ZM172 124V125H171ZM190 124H192V125H190ZM217 124V125H216ZM219 124V125H218ZM249 124V125H248ZM253 124V125H252ZM16 125V126H15ZM20 127H19V126ZM22 125V126H21ZM41 125V126H40ZM47 125V126H46ZM55 125V126H54ZM76 125V126H75ZM141 125H142V123H141ZM179 125V126H178ZM185 125V126H184ZM249 127H248V126ZM5 126H6V128H5ZM120 126V127H121ZM137 126V125H136ZM145 126V125H144ZM153 126L151 127L152 129H153ZM168 126H171L170 127V129H172L171 131H170V133L168 132L169 131V128H168ZM175 128H173V127ZM201 126V127H200ZM214 126V127H213ZM217 126V127H216ZM255 126V127H254ZM4 127V128H3ZM59 127V128H58ZM66 127V128H65ZM127 127H128V125H127ZM138 127H140V123H139V126ZM191 127V128H190ZM220 127H223V129L222 128H220ZM21 130H20V129ZM57 128V129H56ZM63 128V129H62ZM83 129H84V127H82ZM104 128V127H103ZM106 128V127H105ZM104 128V131H105V133H106V136L108 137L107 139H108V142L110 141L109 139H111V141H112V136L111 135H109V133H108V131H106V129ZM114 128V127H113ZM146 127H144V129H145ZM148 128L150 129V127H148L147 126V128L145 129V130H147V134H149V130H148ZM196 128V129H195ZM200 128H202V130L200 129ZM214 128V129H213ZM215 128H217V129H215ZM249 128V129H248ZM251 128H253V129H251ZM260 128H262V129H260ZM15 130L14 131V133L12 132L13 130ZM17 129V130H16ZM22 129L24 130V129H26V131H28V132H31V133H29L31 136H29L28 137V135L29 134H26L25 135V133H23L22 132ZM51 129H52V131H51ZM59 129V130H58ZM60 129H61V131H60ZM68 129V130H67ZM74 129V130H73ZM140 129V132H142L144 129H142L141 127L140 128H138V130ZM152 129H151V132H152ZM153 129V130H154ZM181 129V130H180ZM188 129V130H187ZM199 129H200V131H199ZM208 129H210V131L209 132H207V130ZM212 129V130H211ZM236 129V128H235ZM240 129V128H239ZM246 129V130H245ZM251 129V130H250ZM259 129V130H258ZM10 130V131H9ZM19 130V131H18ZM59 131V132H56V131ZM69 131V132H71V133H67V132H64V131ZM71 130H73V131H75V132H73V131H71ZM137 130V129H136ZM168 130V131H167ZM175 130V131H174ZM183 130H184V132H183ZM217 130V131H216ZM25 131V130H24ZM83 131H85V129L83 130ZM135 130H133V132H134ZM165 131V134L163 133ZM172 131H173V133H172ZM186 131V132H185ZM190 131V132H189ZM196 131H198V133L196 132ZM206 131V132H205ZM223 131V132H222ZM254 131V132H253ZM256 131H257V133H256ZM262 131V132H261ZM11 132V133H10ZM19 132V133H18ZM22 132V133H21ZM27 132V133H28ZM132 132V131H131ZM131 132H129V133H131ZM145 132V131H144ZM144 132H142V135L144 136L145 134H144ZM162 132V133H161ZM181 133V134H178V133ZM203 132V133H202ZM36 133H38V134H36ZM73 133V134H72ZM135 133V132H134ZM158 133V134H157ZM184 133H187V135L186 134H184ZM219 133H217V134H219ZM241 133V134H240ZM244 133V134H243ZM255 133L257 134V137H256V135H255ZM260 133H262V135H260ZM6 134V135H5ZM23 136H22V135ZM146 134V135H147ZM155 134H153V135H155ZM200 134L202 135V136H200ZM220 134V135H221ZM230 134H232V133H229V136H230ZM240 134V135H239ZM243 134V135H242ZM2 135H3V137H2ZM11 135H13V136H11ZM20 135H21V137H20ZM62 135L63 134H60V137H62ZM117 135V136H118ZM150 135V134H149ZM152 135V136H153ZM161 135V136H160ZM233 135V134H232ZM245 135V136H244ZM250 135V136H249ZM254 135V136H253ZM260 135V136H259ZM11 136V137H10ZM19 137V139L20 140H17L18 138H16V137ZM40 136V137H39ZM65 136V138H66V140L65 141H67L66 143L64 142L63 143V145H61V146H63L62 148H64L67 144H69L70 145V143L72 144V148H71V145L69 146V149H70V151L68 152L69 154L68 155H70L71 157L72 156H74L73 154L76 152V149H75V144H73L72 143V140L73 139H75V137L74 136H72V137H66ZM111 138H110V137ZM156 136L154 137L155 139H157L156 138ZM163 136H164V138H163ZM166 136V137H165ZM206 136V137H207ZM213 136V135H212ZM222 136V137H223ZM227 136H228V134H227ZM244 136V137H243ZM2 137V138H1ZM26 137H28V138H26ZM31 137V138H30ZM74 137V138H73ZM138 137V138H137ZM148 137H149V139L150 138H152L151 140H148ZM148 137H145V139L144 140H142V142L144 141V143L146 144V147L145 146H142V149L140 148V149H138L139 147V145L137 146L138 148V150L140 151V152H143L142 153V156H141V158H139L140 160L142 159V157L144 156V155H146L148 158V160H149V157L151 156V154L153 155L154 154V156H156V154H158V152H156V151H159L160 149L158 148V150L156 149L155 150V146H149V143H151L152 141H153V143L155 144V141H154V139H153V137H151V136H148ZM188 137V138H189ZM193 136H191V139L190 140H192L193 138H192ZM211 137V136H210ZM222 137H221V139H222ZM233 137V136H232ZM240 137V138H239ZM243 137V138H242ZM256 137V138H255ZM7 138V140H5ZM120 138L118 139L119 141H120ZM187 138V139H188ZM205 138V137H204ZM209 138V137H208ZM208 138H206V141H205V143H203V142H201V144H205L206 145V143H207V145H208ZM224 138V137H223ZM253 138V139H252ZM24 139H25V142H26V140H27V142L25 143L24 142ZM72 139V140H71ZM117 138H115V140H116ZM158 139V140H159ZM186 139V140H187ZM221 139H219L218 141H220ZM226 139H227V143H228V145L230 144V142L232 141L231 140V138H229V137H225V139L224 140H222L223 141V143L224 142H226ZM230 141H229V140ZM246 139V140H245ZM247 139H249L248 141H247ZM256 139V140H255ZM4 140V141H3ZM30 140V141H29ZM69 140V141H68ZM114 141L113 140V144L114 145H116L119 141ZM127 140V139H126ZM133 140V141H132ZM139 140V141H138ZM165 140V141H166ZM190 140H188V141H190ZM204 140V139H203ZM240 142H239V141ZM244 140V141H243ZM261 140V141H260ZM11 141H15L14 143L13 142H11ZM110 141V142H111ZM149 141V142H148ZM151 141V142H150ZM184 141H185V139H184ZM188 141H185V142H188ZM200 141H198L199 142V145H200V148L203 150V152H205L204 151V149H203V147L205 146H203V145H201L200 144ZM243 141V142H242ZM256 141L258 142V141H260L261 143H256ZM2 142V143H1ZM58 142V141H57ZM70 142V143H69ZM126 142V141H125ZM130 142V143H131ZM156 142H157V140H156ZM174 142V143H173ZM179 142H181V141H179ZM191 142V141H190ZM254 142H251L252 144H251V149H252V146H253V143ZM12 145H11V144ZM29 145H28V144ZM56 143V142H55ZM112 143V142H111ZM129 143V142H128ZM130 143H129V145H130ZM153 143H151V144H153ZM160 143V142H159ZM159 143H158V145H159ZM182 143V142H181ZM221 143V142H220ZM222 143V145H225V144H223ZM232 143V142H231ZM11 145V146H8V145ZM25 144V145H24ZM29 146H27V145ZM118 144H120V142L118 143ZM125 144H127V142L125 143ZM157 144V143H156ZM166 144H164V145H161V143H160V148H163L164 146H167ZM176 144H180V143H177L176 142ZM176 144H175V146H176ZM185 144V143H184ZM184 144H182L183 146H184ZM192 144V143H191ZM233 145H234V142L232 143ZM241 144V145H240ZM242 144H245L244 146L242 145ZM16 145V146H15ZM24 145V146H23ZM128 145V146H129ZM136 145V144H135ZM157 145V147H159ZM177 145V146H178ZM182 145H181V147H180V149L177 147V149H179V150H181L182 151ZM188 145H189V143H188ZM192 145H194V143L192 144ZM191 145V146H192ZM220 145L221 144H219V147H220ZM221 145V146H222ZM231 145V144H230ZM229 145V146H230ZM7 146V150H6V147ZM17 147V148H15V147ZM68 146L66 147V148H64V149H66V150H69L68 149ZM140 146V147H141ZM190 146V145H189ZM190 146V147H191ZM226 146V145H225ZM254 146H253V148H254ZM126 147H127V145H126ZM184 147H187V145L186 146H184ZM188 148L189 150H188V155L191 157V159L187 156V153H186V150H183V153L184 154H181V153H179V152H177L176 151V153H178L180 156L181 155H184L185 156V153H186V160L184 159V161L185 162H187L188 164L187 165H185L184 163H182V165L184 164V166H182L181 167V162H182V160H179V163L177 164V163H175V161H174V163L173 162H171V164L173 165V167H177V171H176V174H177V172L178 173H182V175H184L185 176V182L187 181H189V183H187L186 182V184H188V185H186V190L184 191L183 189H181V190H183V191H181V190H178L177 189V186L179 185V183H181L182 184V182L184 181L183 179H180V177H174V179H177V180H182V182L180 181V182H178V185H174L173 187H172V190L173 191H171V192H173L174 193V191H176V195L179 197V198H181L182 200H185V199H188V197H189V199H191L192 198V196L194 197L195 195H197L198 193V191H199V193H200V191L202 190H206V191H208L207 189H206V187H208L209 188V184H208V179L209 180H211V179H213V180H211L210 182V184L211 185H213L212 183H215V179H216V176L217 177H220V178H222V176L223 175H214V174H212L211 175V169H209L210 167L208 166V168H207V166H204V168L206 167V171H208V176L206 175V173H203V172H201L202 171V169H203V166L201 165V163L203 162V161H205V160H208V159H205V160H203V156L205 155V153H203L202 152V150L200 149V148H198L197 146V149H198V151L200 150L201 151V153H200V151L199 152H197V149L195 150V149H193V150H195L196 151V153H195V151H192V147L191 148ZM195 147V146H194ZM206 148H207V146H205ZM204 147V148H205ZM209 147V146H208ZM216 147V150H218L219 152H220V150L219 149H221L222 147ZM226 147H228V146H226ZM225 147V148H226ZM261 148H264V146H260ZM4 148V150H2ZM9 148V149H8ZM166 147H164V149H165ZM218 148V149H217ZM224 147L222 148V150L223 149H225ZM63 149V152H65V153H67L66 152V150H64ZM119 150L118 151H122L123 150V152H125L126 154L128 153L127 152V150H128V147L124 150V149H120V148H118ZM131 149V153L130 154H132L131 156H130V154H128V156L127 157H131V158H127L126 159V154H125V158H124V161H127V162H124L123 164H126V165H128L129 164V166L128 167H131V165L132 166H137V168H138V172H139V175L141 174V176H146L147 178H150V177H152L153 179H154V181H155V183L156 182H159V179H157V178H160V179H163L162 177H160V175H161V173H162V171L164 170H162L161 169V171L159 170L160 168H161V166L159 167V165L161 164V163H163L164 161H168V157H167V155H165L166 154V150L167 149H165V154H164V149H163V151H161L160 150V152H159V154H158V156L159 155H161L160 157L163 159V160H159V159H161V158H159V159H157V162H159L158 164L159 165H156V162H155V165L153 164V163H151L152 164V166L155 168V167H157V169H153L152 168V170H156L157 172L156 173H158L159 171H160V175L159 176H156V173H152V175L151 174H146V173H148V172H150L149 171V169H148V172H147V168L146 169H144V167H145V165H147L148 163H150V161H151V157H150V160L148 161L147 159V164H145V162L144 163H142V165L144 164V167L142 166V168H140V166H139V163H140V161H139V163H138V160L139 159H137V157H139L141 154H138L137 156H136V152H135V148H134V146H132L131 148L129 147V150ZM136 149V150H137ZM185 149H187V148H185ZM210 148H208V150H209ZM37 150V151H36ZM117 150V149H116ZM167 150V151H168ZM171 150H174V147L171 149ZM170 150V151H171ZM176 150V149H175ZM207 151L206 150V153L207 152H210V155H212L211 157L212 158H214V159H212V160H217V163H218V165H219V161H218V159L220 158V155H219V153H218V155H219V157H217V158H215V153H217L218 151ZM4 151V152H3ZM43 151V150H42ZM56 151H57V149H56ZM75 151V152H74ZM185 151V152H184ZM190 151H192V153L190 152ZM252 151V150H251ZM262 151H264V150H262ZM6 152V154H5V156H4V153ZM41 152V151H40ZM62 152V153H63ZM130 152V151H129ZM162 152V153H161ZM254 152L252 153V154H254ZM7 153H8V156H7ZM65 153L63 154V155H61V156H64V158L63 157H61L62 159H67V157H68V155L66 154V156H65ZM121 153V152H120ZM139 153V152H138ZM156 153V154H155ZM161 153V154H160ZM168 153H171V152H168ZM167 153V154H168ZM175 153V151H173V153L171 154V156L172 157H175L177 154ZM195 154V156H196V154H198L199 156H197V157H194L195 159L196 158H198V160L196 159V160H194L193 158H192V156H194V154ZM223 153V152H222ZM221 152H220V154H222ZM31 154V155H30ZM33 154V155H32ZM58 154V152H56V155ZM148 154H150V156H148ZM173 154H175V156H173ZM208 154V153H207ZM55 155V156H56ZM168 155H170V154H168ZM217 155V156H218ZM261 156L262 155H264V153H261L260 154ZM5 157V158H1V157ZM18 156H20V155H18ZM200 156H202L201 157V159L202 160H199L200 159ZM207 156V155H206ZM208 156H209V154H208ZM261 156L260 157H258V159L259 158H261ZM7 157V158H6ZM21 157V156H20ZM70 157V158H71ZM157 157V156H156ZM172 157H171V159H172ZM182 157V156H181ZM187 157H188V159L189 160H192L193 159V161H189L188 162V159H187ZM210 157V156H209ZM208 157V158H209ZM175 158H177L178 159V157H175ZM183 158H185V157H183ZM262 158H264V156H262ZM262 158H261V160H262ZM68 159H69V157H68ZM67 159V160H68ZM170 159V158H169ZM169 160V161H172V160ZM210 159V158H209ZM254 159V161H258V159L257 160H255ZM2 160V161H1ZM66 160V161H67ZM71 160V159H70ZM145 160V161H146ZM154 160V159H153ZM176 160V159H175ZM211 160V159H210ZM222 160V159H221ZM221 160H220V162H221ZM260 160V159H259ZM4 161H8V162H5L4 163ZM142 161H143V159H142ZM141 161V162H142ZM161 161H163V162H161ZM166 161V162H167ZM181 161V162H180ZM225 160H222V162H224ZM233 161V160H232ZM130 162H132L131 163V165H130ZM152 162V161H151ZM161 162V163H160ZM166 162H164V163H166ZM209 162V163H208ZM207 162V164L208 165H212L213 166V163H210V161H208ZM213 162V161H212ZM259 162H261V161H259ZM259 162H257V163H259ZM262 162H264V161H262ZM261 162V163H262ZM204 163V162H203ZM202 163V164H203ZM205 163H206V161H205ZM217 163H216V165H217ZM256 163V165L258 166V164ZM260 163V164H261ZM122 164V165H123ZM151 164H149V165H147L148 167H150V165ZM170 164V163H169ZM194 164H195V166H194ZM206 164V165H207ZM262 164H264V163H262ZM261 164V165H262ZM23 165V164H22ZM126 165H124V166H126ZM191 165V168L189 167ZM198 165H200L201 166V174L200 175H198V174H196L197 172L196 171H198L200 168H198ZM205 165V164H204ZM214 165H215V161H214ZM239 165H241L240 163H238V164H235V162H234V164H233V162H231V160L230 161H225L224 163H222V167H218V166H215L214 167V171H216L215 173L217 174V172L219 171V174H224V176L223 177H226L225 175H227L225 172H222V171H224L225 169L228 171V175L229 174H231L230 172H233V170H234V168L236 167V166H239ZM164 166H165V164H164ZM171 166V165H170ZM180 166V167H179ZM194 166V167H193ZM221 166V165H220ZM121 167V166H120ZM127 166L126 167H121L120 168V170H121V174H123V173H125L124 171H125V169L127 170V168H128ZM162 167H163V165H162ZM166 167H168V165L166 166ZM183 167L185 168V170L183 169ZM217 167V168H216ZM224 167V168H223ZM229 167V168H228ZM125 168V169H124ZM169 168V167H168ZM190 168V169H189ZM194 168H198V170L197 169H193ZM211 168H213V167H211ZM124 169V170H123ZM169 169H171L170 171L171 172H173L174 170H173V168L172 167H170ZM169 169H168V171H169ZM222 169V170H221ZM129 170V169H128ZM150 170H151V168H150ZM176 170V169H175ZM187 170V171H186ZM204 171H205V169H203ZM213 170V169H212ZM140 171H141V173H140ZM143 171V172H142ZM146 171V172H145ZM169 171V172H170ZM186 172V174L187 173H189V172H191V177H192V175H193V177L191 178V177H188L187 175H185V174H183L184 172ZM127 172V171H126ZM152 172V171H151ZM175 172V171H174ZM173 172V173H174ZM193 172H196V173H193ZM213 172V171H212ZM144 173V174H143ZM173 173H170V174H173ZM214 173V172H213ZM128 174V173H127ZM154 174H155V176L157 177H155L154 176ZM195 174V175H194ZM182 175H181V178H182ZM189 176H190V173L188 174ZM211 175V176H210ZM123 176V175H122ZM126 175L124 174V176L123 177H125ZM154 176V177H153ZM173 176H175V175H173ZM176 176H178V175H176ZM197 176H198V178L199 177H201L200 178V180H197L198 178H197ZM210 176V177H209ZM142 178H144V177H142ZM169 178V175H168V177H167V179ZM173 178V177H172ZM188 178V179H187ZM190 178V179H189ZM206 178V179H205ZM208 178V179H207ZM146 179V178H145ZM196 181H195V180ZM170 180H172V179H169L168 181H170ZM193 180L195 181V184H194V182H193ZM192 185H191V184ZM177 184V183H176ZM189 184H190V188H189ZM208 184V185H207ZM161 185V184H160ZM164 186V185H163ZM175 186H176V188H175ZM181 186V185H180ZM180 186H178V188L180 187ZM184 185H182V188H184L183 187ZM181 188V187H180ZM212 190H211V189ZM210 191H216V186H215V184H214V188H212L211 186H210ZM179 191H181V192H183V193H180ZM178 193V194H177ZM197 193V194H196ZM180 194V195H179ZM181 195H183V196H181ZM199 195V194H198ZM195 198H196V196H195Z\"/></svg>", "mask_w": 264, "mask_h": 264}]
</instances>
